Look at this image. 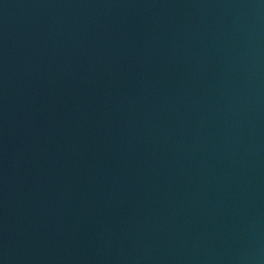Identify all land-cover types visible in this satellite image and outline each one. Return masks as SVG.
Listing matches in <instances>:
<instances>
[{
  "label": "water",
  "instance_id": "water-1",
  "mask_svg": "<svg viewBox=\"0 0 264 264\" xmlns=\"http://www.w3.org/2000/svg\"><path fill=\"white\" fill-rule=\"evenodd\" d=\"M0 264H264V0H0Z\"/></svg>",
  "mask_w": 264,
  "mask_h": 264
}]
</instances>
